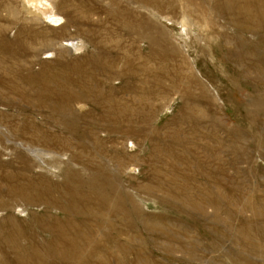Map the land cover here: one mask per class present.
Here are the masks:
<instances>
[{"label":"rangeland","instance_id":"obj_1","mask_svg":"<svg viewBox=\"0 0 264 264\" xmlns=\"http://www.w3.org/2000/svg\"><path fill=\"white\" fill-rule=\"evenodd\" d=\"M39 1L0 0V264H264V0Z\"/></svg>","mask_w":264,"mask_h":264},{"label":"bare ground","instance_id":"obj_2","mask_svg":"<svg viewBox=\"0 0 264 264\" xmlns=\"http://www.w3.org/2000/svg\"><path fill=\"white\" fill-rule=\"evenodd\" d=\"M29 3H31V2H36V0H27ZM48 3V2H47ZM32 4V3H31ZM44 4V5H43ZM49 4V3H48ZM48 4H46L45 2H43L42 0H40L39 1V4H34V8H35V10L38 12V14H40L43 18H44V20H46V21H48V22H50V23H56V22H58L59 20V18H58V16L56 15V13H54L53 12V10H52V8H51V6H49ZM54 9V8H53ZM183 21V20H182ZM186 24V23H185ZM68 42V41H67ZM18 44H21L22 45V43L21 42H18ZM209 46V45H208ZM37 47V46H36ZM66 48H68V49H70V50H72V51H76L78 48H77V45H76V43L75 42H70V44L68 45H66ZM0 51L2 52H8V53H11V58L12 59H14L15 61H17V60H21L23 57H24V55L25 54H27V51L25 50V48L23 47V45H22V48L21 49H19L18 51H16V50H13V49H7L3 44H2V42L0 41ZM31 54H33L32 52H30V55ZM8 55V54H7ZM53 55L52 54H49V56H47V59H50L51 57H52ZM139 56V55H138ZM7 62V57H4V55L3 56H0V64H5ZM24 63V62H23ZM13 64V63H12ZM17 65H18V63H16ZM16 65V66H17ZM25 65V64H24ZM32 67V66H31ZM22 69V68H21ZM24 69H25V67H24ZM28 71H29V69H28ZM45 72V71H44ZM28 73V72H27ZM79 73V72H78ZM26 74V73H25ZM76 74V73H75ZM17 75V74H16ZM28 75V74H27ZM29 76V75H28ZM51 76V75H50ZM78 76V75H77ZM32 77V76H31ZM81 77V76H80ZM85 77V76H84ZM191 77V76H190ZM25 78H27V77H25ZM44 79V78H43ZM79 79V78H78ZM21 80V79H20ZM38 80V79H37ZM51 80H52V78H46V79H44L43 81H40V86H41V88L40 89H42V91H44L45 93H47L48 94V97H49V95L51 94V96L53 97L54 95H56L57 94V92H59V91H57L56 92V89L54 88V87H52L51 86ZM28 81V80H27ZM14 83V82H13ZM12 83V84H13ZM32 83L34 84L35 82L34 81H32V79H31V81H30V84L32 85ZM15 84V83H14ZM23 84H25V83H23ZM37 84V83H36ZM19 85V84H18ZM29 85V84H28ZM27 85V86H28ZM39 85V84H38ZM14 86V85H13ZM37 86V85H36ZM59 86V85H58ZM72 86V85H71ZM79 86V85H78ZM8 87V86H7ZM39 87V86H38ZM93 87H94V85H93ZM96 87V86H95ZM15 88V87H14ZM26 88V87H25ZM63 88H65V87H63ZM12 89V88H11ZM35 89V88H34ZM61 89V88H60ZM14 90V89H13ZM75 90V89H74ZM36 91H37V88H36ZM64 91V90H63ZM95 91V90H94ZM40 92V91H39ZM38 92V93H39ZM43 92V93H44ZM65 92H66V90H65ZM65 92H63L62 93V97H63V99H62V102L64 101V102H71V101H78V102H82V101H84L85 100V98H87V96H88V98L89 97H98L99 95L98 94H93V91H92V89H90V88H88L84 83H83V85H81L80 87H79V96H71V95H69V94H65V95H63ZM26 93V92H25ZM60 95V93L58 94V96ZM91 95H93V96H91ZM30 96V95H29ZM20 97V96H19ZM25 97V96H24ZM27 97V96H26ZM38 97V96H37ZM22 98V97H21ZM41 98V97H40ZM29 99V98H28ZM95 99V98H94ZM51 101V100H50ZM39 102V101H38ZM48 102V101H47ZM52 102V101H51ZM50 102V103H51ZM65 104V103H64ZM67 104V103H66ZM50 105V104H49ZM42 107H43V105H42ZM63 114V113H62ZM113 114V113H112ZM131 116V115H130ZM116 118V117H115ZM75 123V122H74ZM76 124V123H75ZM74 125V124H73ZM71 127L74 129V127H76V126H72L71 125ZM76 129V128H75ZM97 190V189H96ZM150 192V191H149ZM49 204V203H48ZM104 206V205H103ZM68 208V207H67ZM63 211V210H62ZM58 233H59V231H58ZM59 236L61 237V234H59ZM18 248V247H17ZM79 250V249H78ZM74 264H82V261H81V257H77V259H75V262H74Z\"/></svg>","mask_w":264,"mask_h":264}]
</instances>
